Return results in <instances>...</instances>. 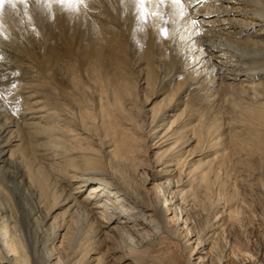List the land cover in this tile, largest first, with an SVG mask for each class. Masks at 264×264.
<instances>
[{
    "label": "bare ground",
    "instance_id": "bare-ground-1",
    "mask_svg": "<svg viewBox=\"0 0 264 264\" xmlns=\"http://www.w3.org/2000/svg\"><path fill=\"white\" fill-rule=\"evenodd\" d=\"M163 3L175 49L144 132L121 120L123 81L97 71L106 47L123 48L99 3L89 34L75 10L45 14L53 35L69 15L79 42L91 36L92 78L62 56L34 58L0 16V46L62 82L0 88V190L25 226L0 207V264H264V0ZM18 167L32 192L14 190Z\"/></svg>",
    "mask_w": 264,
    "mask_h": 264
},
{
    "label": "rangeland",
    "instance_id": "rangeland-1",
    "mask_svg": "<svg viewBox=\"0 0 264 264\" xmlns=\"http://www.w3.org/2000/svg\"><path fill=\"white\" fill-rule=\"evenodd\" d=\"M27 1L28 2L22 4L19 3V0H16L15 7H11L9 5H6L8 7L6 6L4 7L3 15L7 16L8 20L13 24L12 32L14 33V37L18 39L17 40L18 42L20 41L21 45H25L26 47L32 49L35 52L33 55L34 58H36L35 56L36 54L37 56L38 55L47 56L51 54L62 56L63 59L71 62L72 68L73 69L76 68L78 72H80L83 75V78L85 76H88L89 78L95 76V73H93L94 69H91V63L89 61L90 60L89 43H91L92 40L91 36L85 35L82 41L79 42L76 37L77 29L71 31L70 28H67L69 24H66L67 23L66 18L69 15L67 17H65L66 15L65 16L63 15L65 20L63 19L58 23L59 29L58 28L57 29L58 32L60 33V37L56 36L55 34L53 35L49 27L48 26L46 27L47 23L45 21L46 20L45 14L47 13V11L48 12L54 11L53 12L54 14H61V13L63 14L66 13L67 10L70 11L75 10L85 18L83 24V27L85 28L84 33L89 34L87 33L88 32L87 29L92 28L93 27L92 24H97L96 21L90 19L92 17L91 14L93 13L92 6L95 3L100 4L101 8L106 11V14H108V21H109L108 26L110 25L113 28L112 30H114L115 33L118 35L119 40L123 44V48L120 51L114 52L115 48H112L110 46L106 47L103 53L104 55H102L97 65L101 69H97V71L102 74H111L112 78H114L116 81L117 80L123 81L125 87L123 93L124 99L122 101L123 108L121 109L122 110L121 112L125 115H123L119 111V113L121 114V120L124 122V125H127L128 127L131 128L132 127L138 128L140 129L139 131L142 130L141 132H144L145 130H143V128L145 127L144 129H146L147 122L149 120L143 111L146 107V104L151 99H154L152 97L155 92V88L156 86L158 87V84L159 85L161 84L160 77L166 72V69L164 68L163 64L167 59L166 58L167 52L173 53L175 49L173 45L172 46L169 45V41L171 40V38L174 41L175 39L172 35H170L171 34L170 28H168L169 26L166 24L170 19L169 12L167 9H165L166 3L164 2L165 4L164 3L161 4L163 0H157V1L146 0V2L143 4L140 3V0H83L82 3H71V4L67 2L61 3L60 0H27ZM158 4L159 7L155 8L156 6H158ZM110 5H111V9L109 8ZM163 5L164 8H162ZM123 6L125 7L123 11L127 12V15H125L124 17L130 18L129 20L131 21V24L122 20L121 10ZM43 7H45V9ZM40 12H42V14H40ZM166 13L169 16L166 15ZM110 14L111 16H109ZM156 19L159 21H156ZM150 20H152L151 22L153 23V25L152 23L150 24ZM129 26H131V28ZM151 27L153 28L151 29ZM15 29L17 30V32H15L16 31ZM142 29H147V32L149 34L148 33L146 34L148 35V37H145L141 33L143 31ZM141 35H143L144 37H142ZM86 37H88L89 40ZM149 46H151V49ZM111 52L113 53L114 56H116V58H112V55L110 57L109 53ZM145 58L146 61H144ZM113 59L114 61H112ZM32 61L33 63L35 62L34 60ZM14 62H17L21 65L16 66L15 64H13ZM151 70L153 71L152 73L156 75L155 82L148 80V78H146L147 75L151 72ZM51 75L52 74L45 73L43 76L42 75L40 76L36 72L35 68L29 66L26 59H24L20 55L15 54L9 49L0 46V88H2V86L3 87L7 86L6 88H9V90L13 89L14 91L15 89H17L16 91L17 93L18 87L26 82L33 83L38 80L41 81L42 85L62 84L60 80L57 81V79H55ZM145 78L146 81L144 80ZM100 79H102V77H100ZM130 99L132 102L130 101ZM158 99H160V97L157 98L156 100L154 99V102L157 101ZM134 100L136 101L134 102ZM59 102L62 103L61 101ZM2 108L3 107L0 99V140L1 143L4 144L3 139L6 137L7 134V131L5 132L4 130L7 127V124L5 123V117H4L5 112ZM137 109H138V113L136 112ZM17 111L18 109H16V112ZM128 113L129 115L136 114L135 117L137 118H135L134 115H132L131 118L129 116H126V114L128 115ZM127 117H129L130 120ZM125 118H127V120ZM142 118L144 121L142 120ZM145 118L147 119L145 120ZM131 122L134 123L136 122L137 125L139 123H142V125L139 124V126H137L136 123L134 124ZM146 142L147 141H145V144ZM149 149L150 150L148 152H151V147H149ZM5 158H6L7 166L12 167L13 169L15 163L13 162L12 159L9 158V154H6ZM13 185L15 186L14 190L17 193L21 189L32 192V189L30 190L29 188L30 184L27 177L23 174V171L19 169V167H18V177L16 180H14ZM31 194L33 195L34 198L36 197V195L34 196V193ZM0 207L6 209V211L4 212L6 215L9 214L7 208L11 211V215H13L12 218L16 221L15 226L17 230L20 232V234L25 233V226L23 225V223H21V221H18V215L20 214V209L18 203L16 202V199L13 197V194L9 195L0 190ZM7 223H9V225H12L10 220Z\"/></svg>",
    "mask_w": 264,
    "mask_h": 264
},
{
    "label": "snow or ice",
    "instance_id": "snow-or-ice-1",
    "mask_svg": "<svg viewBox=\"0 0 264 264\" xmlns=\"http://www.w3.org/2000/svg\"><path fill=\"white\" fill-rule=\"evenodd\" d=\"M27 0H19V3H26ZM61 3H82L83 0H60ZM146 0H140V3L143 4L145 3ZM175 3L179 4L180 3V0H174ZM15 3H16V0H0V16H2L3 14V10H4V7L5 5H9L11 7H15ZM0 99H3V96L0 95Z\"/></svg>",
    "mask_w": 264,
    "mask_h": 264
}]
</instances>
